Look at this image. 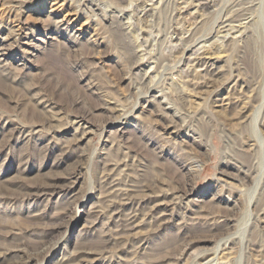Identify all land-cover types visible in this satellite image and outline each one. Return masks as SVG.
I'll return each instance as SVG.
<instances>
[{"label":"rangeland","instance_id":"rangeland-1","mask_svg":"<svg viewBox=\"0 0 264 264\" xmlns=\"http://www.w3.org/2000/svg\"><path fill=\"white\" fill-rule=\"evenodd\" d=\"M14 1L0 0V264H264V0L221 51L172 49L166 3L142 26L157 36L142 69L109 9L99 21L69 0ZM233 1L203 12L199 37ZM199 55L221 83L185 91L186 109L180 80ZM156 58L158 84L137 91Z\"/></svg>","mask_w":264,"mask_h":264},{"label":"bare ground","instance_id":"bare-ground-1","mask_svg":"<svg viewBox=\"0 0 264 264\" xmlns=\"http://www.w3.org/2000/svg\"><path fill=\"white\" fill-rule=\"evenodd\" d=\"M19 2L20 0H15L14 4H19ZM69 2V5L73 7L75 11L89 13V18L95 17L99 21L100 17L98 15L102 12L106 13L109 9L112 14L110 15L112 20L110 24L115 25V23H117L116 25L120 31V34H117L118 39L121 42L120 45L121 48H123L127 62L131 67L141 69L147 62H149L146 57L149 56V59H151L152 55H156L155 51H157V36L156 40L154 42L152 41L155 39L153 36L155 35L156 29L153 28V25L149 26L147 29L143 28V24L146 23L145 18H152L157 16V14H161L166 7V3H171L172 6L173 4L175 5V12L173 14L175 25L172 27L171 35H169L170 40L168 41L170 46L173 45L171 47L172 49L176 48L177 44L187 43L189 45L190 43H196L201 38H206V41L209 42V44H207L206 41H203V43L209 46V50L211 48H217V50L221 51V49L227 45L225 44L226 39L228 40L233 35V38H231L236 42L235 37L243 35V33L246 32V29L249 28L247 23L253 18V12L251 13V4L253 1H233L217 10L218 16L209 32L206 36L199 37L198 33L200 28L207 23V13L205 14L203 12L207 9L216 6L218 7L215 0H69ZM214 9L216 10V8ZM173 36H176L175 39H173ZM131 38H133V41H131ZM150 41L153 43L151 44ZM156 59V64L149 66V68L145 69L144 74L142 73L144 76L140 79L138 86L136 85L137 91L141 92L144 90L145 94H149L153 83L157 81V78H161L163 75V70H159V68L163 69L165 65L159 62L160 59ZM181 61L182 58L181 60L178 58V62L180 63ZM212 65L211 57L203 55L198 57L194 63L190 64L187 70L184 71L185 73L183 75L185 76H182L184 78L180 80L183 92L179 95L178 100L184 105V107H186V109L191 108L190 103L192 101L184 96L183 93H185V91L197 92L201 89L208 90V88H211L208 95V98H211L212 93L216 91L218 84L221 83L220 80L215 78L217 73L212 71ZM152 70L157 73L152 74ZM178 78L181 77L171 73L170 84L177 82V80H179ZM231 78H233V75L229 77V79ZM156 83L158 84V82ZM161 91L163 97L167 100L166 103L168 102V104H172L170 107V112L172 113L170 116L171 121L175 124L178 123L177 126H180L182 122L185 123L186 117L183 114H179L181 113V108L179 107L180 104L177 105L178 103H175L176 100H173L167 91ZM177 116L179 117L178 119L176 118ZM79 129L80 127H77V130ZM250 172H252V167L248 168L246 173ZM109 179L110 175H102V180L109 181ZM260 211H264V200L263 204H261ZM137 215L138 214L129 213L127 215L128 222L135 221ZM231 243L232 241L228 242V244L226 243L225 246H229ZM221 259L222 257L218 256V258L214 260L215 263H212V261L209 260L203 264H220Z\"/></svg>","mask_w":264,"mask_h":264}]
</instances>
